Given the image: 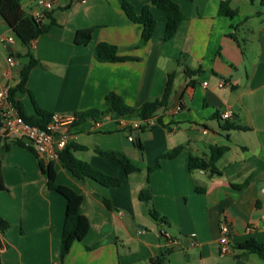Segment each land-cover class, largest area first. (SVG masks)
I'll list each match as a JSON object with an SVG mask.
<instances>
[{"label": "crops", "instance_id": "0c3cea01", "mask_svg": "<svg viewBox=\"0 0 264 264\" xmlns=\"http://www.w3.org/2000/svg\"><path fill=\"white\" fill-rule=\"evenodd\" d=\"M52 1L47 12L53 23L29 47L0 17V37L13 38L11 44L0 42V90L19 79L20 68L5 74L9 52L28 50L40 64L30 70L26 87L50 113L102 109L109 92L140 106L159 98L168 74L175 75L169 103L157 112L161 122L132 133L142 149L128 138L136 118L113 115L98 120V126L88 119L64 128L68 142L85 147L72 150L76 158L121 182L107 186L89 176L78 178L58 158L51 160L57 183L82 196L80 212L89 221L87 233L71 244L61 264H153L151 259L161 255L162 264H264L256 254L236 256L233 249L252 240L264 244V0H172L186 20L167 41H161L165 14L151 6L155 29L140 46L135 45L142 25L129 21L122 0ZM126 1L136 13L150 3ZM222 1L234 15L219 12ZM20 4L27 14L39 8L36 0ZM82 28H92L86 45L74 42ZM101 41L136 59L96 60L93 49ZM15 59L16 66L27 60ZM16 97L26 114L35 113L28 93ZM227 109L232 115L223 120L220 114ZM180 144L177 156L160 158ZM210 144L228 145L215 162L220 173L189 166L191 155L207 158ZM96 148L124 152L138 170L126 174ZM157 160L160 166L149 171ZM0 171V218L8 223L0 231V264L59 260L66 200L47 187L35 154L4 136L1 119ZM145 188L150 205L168 222L153 218L139 199ZM223 220L231 229L230 254L219 252Z\"/></svg>", "mask_w": 264, "mask_h": 264}, {"label": "trees", "instance_id": "16d2710c", "mask_svg": "<svg viewBox=\"0 0 264 264\" xmlns=\"http://www.w3.org/2000/svg\"><path fill=\"white\" fill-rule=\"evenodd\" d=\"M151 6H156L163 10L165 14L164 32L161 36V41L169 40L176 32L178 26L186 20V16L181 12L176 2L172 0H150V3L145 5L139 13H136L132 5L126 0H122L121 8L129 21L139 23L142 25L141 37L139 42L135 46L145 44L153 35L155 29V18L151 12ZM219 12L223 15L231 17L235 14L229 7L226 1L220 2ZM0 17L7 23L12 29L16 38L24 45L29 47L31 43L41 34L45 33L50 25L53 23L49 13L46 12L43 19L39 22L35 21L32 16L27 14L21 7L20 0H0ZM46 20V21H45ZM92 28H82L76 30L74 34V42L76 44L86 45L91 39ZM10 55L16 58H27L26 62L22 65L18 72V82L8 88V100L16 107L18 113L23 117L25 121L30 124L45 127L51 118V114L48 111L41 109L33 98L32 93L26 87L27 79L30 70L39 65L40 61L34 56V54L28 50L25 54H12ZM93 55L96 60L100 62H119L126 60H135L134 57L121 56L118 53V47L108 42H98L94 49ZM186 73H193L189 69H185ZM174 73H169L164 86L162 95L159 98L147 100L140 106L127 105L124 100L118 94L109 92L105 95V106L102 109L91 108L78 113H75V121L73 124H79L85 120H102L107 116L119 115L136 119H147L149 117H156L157 123L161 122L160 115H157L158 110L164 109L169 103V99L172 93ZM18 92H26L31 98V102L34 107V114L28 115L24 111L23 103L16 97ZM225 128L243 129L239 125H225ZM142 129V128H141ZM20 145L25 146L31 152L35 154L33 149L25 144L23 140H15ZM133 144L139 149H142L140 141L135 138ZM184 145L180 144L172 149L166 151L160 158H174L182 150ZM85 148L81 144H75L68 142L58 152V159L62 162L63 166L73 175L78 178L85 176L92 177L96 181L107 185L117 186L121 180L118 177L111 176L102 170L94 167L86 161L76 158L72 150ZM96 152L102 156L114 159L120 163L124 172L129 174L138 170V167L129 159V157L121 151L115 150H103L96 148ZM228 150V145H209L208 156L201 161L196 160L194 156H190L189 166L193 169L209 170L211 173H220L215 165V162ZM38 158L39 167L41 172L46 178V185L49 189L54 190L61 194L65 200V211L62 231L60 235V253L59 261L61 262L67 254L71 244L74 241H80L83 239L89 229V221L80 212V205L82 196L70 187L57 183L56 173L52 161L44 162V160ZM160 161L157 160L153 166L148 167V170L158 168ZM1 175V171H0ZM139 199L148 206L150 215L161 222H168L167 218L157 212L151 205L150 191L145 188L139 192ZM105 204L109 206V202L104 200ZM8 227V223L0 218V231L5 230ZM233 249L238 250L239 253L236 256L256 254L264 260V244L250 241L245 244H239L233 246ZM164 255L157 256L151 259L153 264H162Z\"/></svg>", "mask_w": 264, "mask_h": 264}, {"label": "built area", "instance_id": "2783aa9c", "mask_svg": "<svg viewBox=\"0 0 264 264\" xmlns=\"http://www.w3.org/2000/svg\"><path fill=\"white\" fill-rule=\"evenodd\" d=\"M84 2L85 0H81ZM39 8L29 13L37 22L41 21L45 13L53 6L52 0H36ZM0 42L3 44H11L13 38L9 36H1ZM17 65L14 56L7 57L6 75L10 76V69ZM205 85L206 82H203ZM8 86L0 90V119L4 127V136L10 140H24L25 144L33 149L35 154L44 162L58 158V152L65 146L68 141V135L64 128L70 126L75 121V115L54 112L45 127L33 125L23 119L18 113L16 107L8 100ZM232 115L231 110L227 109L220 114L221 119L226 120ZM94 125L98 126V120H93ZM157 124L156 117L147 119H136L130 124V133L128 138L133 140L132 133L139 129L151 128ZM231 229L226 221L219 222V252L221 254L232 253V245L230 242ZM0 247H4L3 238L0 234ZM51 264H61L59 260L52 261Z\"/></svg>", "mask_w": 264, "mask_h": 264}, {"label": "rangeland", "instance_id": "374dc122", "mask_svg": "<svg viewBox=\"0 0 264 264\" xmlns=\"http://www.w3.org/2000/svg\"><path fill=\"white\" fill-rule=\"evenodd\" d=\"M22 65H23V61L18 66L14 67L13 69L21 68Z\"/></svg>", "mask_w": 264, "mask_h": 264}]
</instances>
